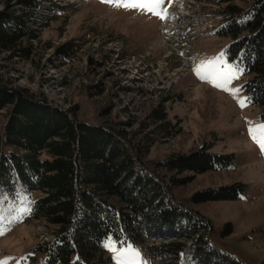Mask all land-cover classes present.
Returning <instances> with one entry per match:
<instances>
[{
	"label": "rangeland",
	"instance_id": "rangeland-1",
	"mask_svg": "<svg viewBox=\"0 0 264 264\" xmlns=\"http://www.w3.org/2000/svg\"><path fill=\"white\" fill-rule=\"evenodd\" d=\"M6 1L0 0V10ZM35 1V6L23 10L36 34L30 53L23 57L0 50L4 78L73 111L78 119L129 123L125 128L138 138L151 134L147 118L163 104L175 135L152 134L145 162L151 165L200 147L232 156L225 169L178 174L191 179L174 186L173 194L209 220L210 245L243 264H264V153L249 134L250 127L264 123V109L250 101L244 89L247 76L226 55L231 39L217 31L220 6L206 0H164L156 9L158 17L119 6L135 0ZM8 6L22 12L19 0H8ZM67 41L74 47L69 59L56 51ZM206 61L232 66L236 78L226 86L240 91L233 94L198 77L194 68ZM5 119L3 109L0 131ZM236 182L246 187L235 199L199 203L191 199L196 192ZM38 195L21 191L0 195V264H47L45 253L36 246L52 240L53 226L29 217L30 203ZM153 243L119 244L108 236L100 245L110 257L108 264L117 261L107 244L117 250L132 246L140 252V264H162L151 252Z\"/></svg>",
	"mask_w": 264,
	"mask_h": 264
},
{
	"label": "trees",
	"instance_id": "trees-1",
	"mask_svg": "<svg viewBox=\"0 0 264 264\" xmlns=\"http://www.w3.org/2000/svg\"><path fill=\"white\" fill-rule=\"evenodd\" d=\"M206 1L220 6L217 31L231 39L226 55L247 76L244 89L250 101L264 109V0ZM19 4L22 12L10 10L8 0L0 10V50L28 57L36 34L23 10L37 3ZM56 51L69 59L74 47L67 41ZM3 109L0 195L39 193L30 203L29 217L53 226L52 240L36 246L45 253L47 264H108L110 257L100 245L108 236L119 244L153 241L151 252L162 264H243L210 245L209 220L173 194L174 186L191 179L178 174L225 169L232 156L200 147L151 165L145 162L153 135H175L163 104L147 118L151 134L138 138L125 128L129 123L78 119L73 111L12 85L0 73ZM245 187L236 182L196 192L191 199L195 203L235 199Z\"/></svg>",
	"mask_w": 264,
	"mask_h": 264
},
{
	"label": "snow or ice",
	"instance_id": "snow-or-ice-1",
	"mask_svg": "<svg viewBox=\"0 0 264 264\" xmlns=\"http://www.w3.org/2000/svg\"><path fill=\"white\" fill-rule=\"evenodd\" d=\"M163 3L164 0H135V2L124 3L119 6L125 8H139L159 17L160 11H156V9ZM235 71L236 70L232 66L217 64L215 61L201 62L194 68V72L198 77L201 79H209L216 87L223 88L225 91H232L233 94L239 92L240 89L230 90L226 85L236 78ZM238 102L241 107L244 106L243 100H239ZM249 134L254 142L258 144L261 152L264 153V123L258 124L255 127H250ZM106 247L111 248L115 253L114 258L117 264H140V252L132 246H128L127 248L122 247L119 250L112 247L111 244H107Z\"/></svg>",
	"mask_w": 264,
	"mask_h": 264
}]
</instances>
